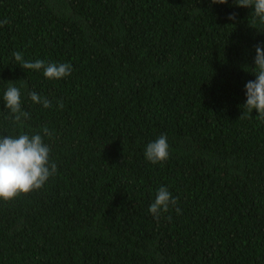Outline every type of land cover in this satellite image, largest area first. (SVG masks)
<instances>
[{
	"label": "trees",
	"instance_id": "16d2710c",
	"mask_svg": "<svg viewBox=\"0 0 264 264\" xmlns=\"http://www.w3.org/2000/svg\"><path fill=\"white\" fill-rule=\"evenodd\" d=\"M253 10L0 0V137L40 134L57 166L40 189L0 199V264H264V120L243 107L264 46ZM17 51L71 75L24 70ZM10 85L22 122L3 100ZM161 135L169 157L153 164L146 146ZM161 187L177 203L157 221Z\"/></svg>",
	"mask_w": 264,
	"mask_h": 264
},
{
	"label": "clouds",
	"instance_id": "9594fccd",
	"mask_svg": "<svg viewBox=\"0 0 264 264\" xmlns=\"http://www.w3.org/2000/svg\"><path fill=\"white\" fill-rule=\"evenodd\" d=\"M228 0H212V4H227ZM239 7L251 8L254 18H259L264 23V0H236ZM229 20H236V14H230ZM8 21L0 22V26ZM255 68L253 73L255 81H248L246 88V103L243 105L249 113L254 109L258 116L264 120V46L256 45ZM13 56L25 70H43V75L48 79H62L71 75L72 66L69 63H47L43 60L35 62L26 61L20 52H14ZM31 101L42 104L44 108L51 106L47 97H42L35 91L30 92ZM3 100L7 110L14 116L15 122H22V118H30L29 113L22 109L21 93L15 86H9ZM63 108V101L59 102ZM244 115V113H243ZM242 115V116H243ZM241 116V117H242ZM45 135H51L48 128H44ZM169 145L166 135H161L155 141L146 146L145 157L153 164L164 162L169 157ZM50 147L44 143L40 134L29 136L20 134L15 136L0 137V199L11 201L20 194H27L40 189L50 176L55 175L57 166L50 160ZM177 200L172 197L167 188L158 190L154 202L149 207V212L157 221L161 212H168L170 206ZM179 213L180 209L176 208Z\"/></svg>",
	"mask_w": 264,
	"mask_h": 264
}]
</instances>
